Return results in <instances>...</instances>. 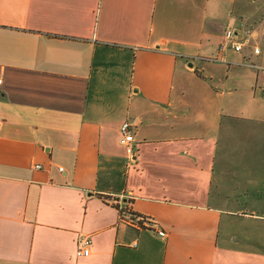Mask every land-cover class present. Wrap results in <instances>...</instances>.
Instances as JSON below:
<instances>
[{
	"label": "crops",
	"instance_id": "1",
	"mask_svg": "<svg viewBox=\"0 0 264 264\" xmlns=\"http://www.w3.org/2000/svg\"><path fill=\"white\" fill-rule=\"evenodd\" d=\"M257 1L0 0V264H264Z\"/></svg>",
	"mask_w": 264,
	"mask_h": 264
},
{
	"label": "built area",
	"instance_id": "2",
	"mask_svg": "<svg viewBox=\"0 0 264 264\" xmlns=\"http://www.w3.org/2000/svg\"><path fill=\"white\" fill-rule=\"evenodd\" d=\"M256 36L255 31H251L248 29L238 31L236 29H229L226 31L224 39L220 43V49L223 51L233 50L237 53H242L245 48L253 46L252 39ZM253 51L256 55H260L262 53V49L259 46H254ZM2 119L0 118V126L2 124ZM136 125L135 121L127 120L122 128H121V137L120 143L127 148V151L131 156H134L136 153V144L134 134L132 132L133 127ZM37 168H40V165H36ZM61 171H64L63 167L59 168ZM125 213L131 212L129 207H126ZM129 225L142 227L143 219H135L133 217L128 218L126 221ZM79 243V254L80 255H89L90 254V244L91 239L87 235H83L78 240Z\"/></svg>",
	"mask_w": 264,
	"mask_h": 264
},
{
	"label": "rangeland",
	"instance_id": "3",
	"mask_svg": "<svg viewBox=\"0 0 264 264\" xmlns=\"http://www.w3.org/2000/svg\"><path fill=\"white\" fill-rule=\"evenodd\" d=\"M252 8H254L255 10H256V9H259V8H260L261 10L264 9V7L262 6V2H258V1L254 3V5L252 6ZM260 18H261V17H260ZM260 18H259V19H260ZM259 19H257V21H258ZM252 22H256V21H252ZM247 29H248V30H251V31H256L254 26H251L250 28H247ZM262 29H263L262 32H260V31H261L260 29L258 30L261 34L264 33V27H263ZM261 44H262L261 46L264 48V42H262Z\"/></svg>",
	"mask_w": 264,
	"mask_h": 264
}]
</instances>
